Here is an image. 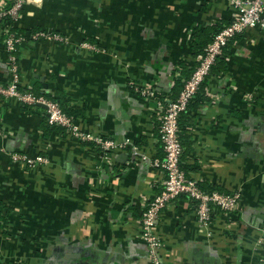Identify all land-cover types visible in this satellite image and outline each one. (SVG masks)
<instances>
[{"label": "crops", "instance_id": "1", "mask_svg": "<svg viewBox=\"0 0 264 264\" xmlns=\"http://www.w3.org/2000/svg\"><path fill=\"white\" fill-rule=\"evenodd\" d=\"M10 0H0V9ZM225 0H28L17 30L60 32L67 41L21 43L22 83L66 98L83 132L130 138L139 153L107 157L66 131L45 134L46 109L0 97V264H150L140 237L145 202L165 172L160 109L135 84L176 98L180 61L195 62V31L233 20ZM90 43L94 47L85 45ZM12 78L0 38V83ZM208 99L181 117L189 175L223 192L239 190L233 214L200 225L182 195L161 213L162 264H264V31L234 40L227 71L211 75ZM250 95V96H249ZM251 97V98H250ZM14 152L45 155L28 166ZM142 154L147 158L143 159Z\"/></svg>", "mask_w": 264, "mask_h": 264}, {"label": "built area", "instance_id": "2", "mask_svg": "<svg viewBox=\"0 0 264 264\" xmlns=\"http://www.w3.org/2000/svg\"><path fill=\"white\" fill-rule=\"evenodd\" d=\"M28 0H10L9 5L0 9V38L7 52L8 70L12 76L6 83H0V97H16L25 105L43 103L47 106L48 122L52 125L64 127L66 132L81 142H91L104 156L111 152L130 147L135 154H140L139 147L130 138L117 141L90 132H83L74 115L66 113L60 104L43 94L35 93L32 88L22 83L19 47L21 43L38 39L65 42L67 37L56 31L37 29L24 33L15 30V23L20 19L22 9ZM233 10V20L222 28L205 47L203 52L196 56L197 67L192 75L185 79V84L176 99L162 98L152 85L135 84L134 87L141 95L157 99L160 109L159 139L164 154L155 157L152 163L161 168L166 177L159 193L145 202L141 216L140 237L146 243L150 264H162L159 256L163 246L158 231V222L162 211L175 199L185 195L195 203L197 219L201 226L209 228L216 213H235L241 204L242 193L237 191L223 192L218 189L207 191L200 182L192 178L182 167L184 147L180 138L179 118L193 97L197 94L201 84L210 75L212 66L217 58L223 54L224 48L237 36L244 34L247 29L258 27L264 31V0H225ZM94 47L90 43H85ZM250 96V95H249ZM251 98V97H250ZM11 159L28 166L36 167L48 162L45 155H29L14 152ZM142 158H147L142 154ZM264 244V233L259 240Z\"/></svg>", "mask_w": 264, "mask_h": 264}, {"label": "trees", "instance_id": "3", "mask_svg": "<svg viewBox=\"0 0 264 264\" xmlns=\"http://www.w3.org/2000/svg\"><path fill=\"white\" fill-rule=\"evenodd\" d=\"M232 20H220L219 22H216L215 24H213L211 27H208L206 29H203L202 32L200 31H195L194 33V37H203L204 35H206L207 37L205 39L201 38L200 42H196L195 39V43H193V48H194V58H195V62H193V64L191 66H188L185 62L180 61L179 64L182 66V73H183V77L179 80H177V85L178 88H180V91L182 90L184 84H185V79L189 78L193 71L195 70V68L197 67V61H196V56L198 54H200L201 52H203V50L205 49V47L213 40L214 36L225 26L229 25L231 23ZM15 30H17V28L15 27ZM34 31V30H33ZM240 36V35H239ZM239 36H237L235 39L231 40L228 45L224 48V52L222 55H220L217 58L216 63L212 66L211 68V72L210 75L204 80V82L201 84L199 91L197 92V94L193 97V99L190 101L187 110L191 107V106H198L199 104H201L202 102L206 101L209 97L207 95V93L204 91V89L206 88V84H207V80L208 78L213 75V74H219L221 72H226L227 71V57L230 54V50H231V45L233 44L234 40H236L237 38H239ZM179 91V93H180ZM35 93L38 94H43L48 98H52L54 100H56L60 106L63 108V110L70 114V115H74L76 114V110H74L71 107H68L66 105V98H64V96H60V97H54L51 95V93L45 92V91H41V90H35ZM178 93V95H179ZM178 97V96H177ZM176 97V98H177ZM176 98H172V99H176ZM30 107H38L37 104L35 105H28ZM186 110V111H187ZM182 112L179 118V127H180V119L182 117V115L186 112ZM44 125V130H45V134H50L51 132L53 133L54 131H59L64 133L66 130L64 129V127L58 126V125H52L48 122L47 119V113H46V121L43 124ZM180 138L183 144V134H182V130L180 127ZM91 143V142H88ZM93 144V143H91ZM184 147V146H183ZM184 153V152H183ZM162 157V156H161ZM183 161V160H182ZM182 167L185 169L186 166L184 165V163L182 162ZM186 170V169H185ZM202 188H204L207 191H211V190H215L217 188L213 187V186H208L205 185L203 183H200Z\"/></svg>", "mask_w": 264, "mask_h": 264}, {"label": "water", "instance_id": "4", "mask_svg": "<svg viewBox=\"0 0 264 264\" xmlns=\"http://www.w3.org/2000/svg\"><path fill=\"white\" fill-rule=\"evenodd\" d=\"M37 105H39V106H41V107H43V108H47V106L45 105V104H43V103H38Z\"/></svg>", "mask_w": 264, "mask_h": 264}]
</instances>
